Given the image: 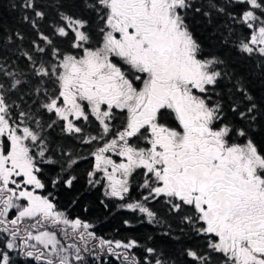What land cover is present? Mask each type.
<instances>
[{
  "label": "snow or ice",
  "instance_id": "obj_1",
  "mask_svg": "<svg viewBox=\"0 0 264 264\" xmlns=\"http://www.w3.org/2000/svg\"><path fill=\"white\" fill-rule=\"evenodd\" d=\"M4 3L0 264H264V0Z\"/></svg>",
  "mask_w": 264,
  "mask_h": 264
},
{
  "label": "trees",
  "instance_id": "obj_2",
  "mask_svg": "<svg viewBox=\"0 0 264 264\" xmlns=\"http://www.w3.org/2000/svg\"><path fill=\"white\" fill-rule=\"evenodd\" d=\"M7 4H8V0H5L4 7L2 9L3 14L5 16L15 15V13L9 12ZM61 199H62L63 203H67V197L66 196L62 195ZM88 199L95 200V196L89 197ZM99 214L100 213L96 212L95 209H93L92 212L88 213L89 216L99 215ZM116 223H118V218H117V220L113 221L112 223H106V224L98 225V228H97L98 234L104 235L106 238L111 237L113 234V225Z\"/></svg>",
  "mask_w": 264,
  "mask_h": 264
}]
</instances>
